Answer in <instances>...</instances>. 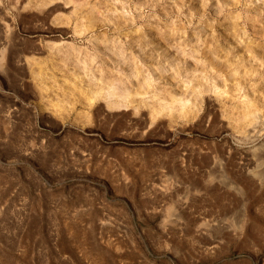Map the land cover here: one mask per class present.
Segmentation results:
<instances>
[{
	"label": "rangeland",
	"instance_id": "374dc122",
	"mask_svg": "<svg viewBox=\"0 0 264 264\" xmlns=\"http://www.w3.org/2000/svg\"><path fill=\"white\" fill-rule=\"evenodd\" d=\"M0 58V264H264V0H0Z\"/></svg>",
	"mask_w": 264,
	"mask_h": 264
},
{
	"label": "bare ground",
	"instance_id": "6f19581e",
	"mask_svg": "<svg viewBox=\"0 0 264 264\" xmlns=\"http://www.w3.org/2000/svg\"><path fill=\"white\" fill-rule=\"evenodd\" d=\"M95 6V5H94ZM92 7V6H91ZM92 11V10H91ZM141 36V35H140ZM3 56V55H2ZM1 56V57H2ZM1 59V58H0ZM3 59V58H2ZM1 59V60H2ZM227 63V62H226ZM244 63V62H243ZM250 63V62H249ZM229 63H227V64H225V65H228ZM245 64V63H244ZM224 65V66H225ZM241 65V64H240ZM247 65V64H246ZM230 66H232L231 64H230ZM139 67V66H138ZM249 67L250 66H248V68H246V69H249ZM81 68V67H80ZM244 68V67H243ZM39 70V69H38ZM253 70V69H252ZM255 70V69H254ZM34 71V70H33ZM37 71V70H36ZM43 72V71H42ZM86 72V71H85ZM136 72V71H135ZM248 72V71H247ZM36 73V72H35ZM242 73H244V72H242ZM253 73V72H252ZM37 74H38V72H37ZM117 74V73H116ZM116 74H114L115 76H116ZM131 74H133V73H131ZM251 74V73H250ZM90 75V74H89ZM92 75V74H91ZM94 75V74H93ZM118 75V74H117ZM38 76V75H37ZM40 76V75H39ZM235 76V75H234ZM114 77V76H113ZM112 76L110 77V79H109V77L108 78H106V79H102L103 81H102V84H99V85H97L96 83H94V85H96L95 87V89L94 90H92L93 92H94V94L96 95V94H103L106 98H114L113 100L111 99L110 101L111 102H113V104H115L116 103V101H118L117 100V98H121V100L122 101H126V100H132L131 99V97H133L131 94H133L134 95V93L132 92L131 93V89H129L128 87H126V85H118L117 83V78L116 77H114V78H116V79H114ZM150 77V76H149ZM40 78V77H39ZM43 78V77H42ZM90 78V77H89ZM92 79V78H91ZM144 79V78H143ZM142 79V80H143ZM40 80V79H39ZM89 80V79H88ZM114 80L116 81V82H114ZM148 80V79H147ZM42 81V80H41ZM93 81V80H92ZM149 81V80H148ZM89 82V81H88ZM143 82H144V80H143ZM151 82V81H150ZM237 82V81H236ZM145 83H147V82H145ZM205 84H206V82H204ZM119 84H121V82L119 81ZM124 84V83H123ZM149 84V82L146 84V85H148ZM152 84V83H151ZM240 84V83H239ZM145 85V86H146ZM202 85V84H201ZM93 86V85H92ZM144 86V85H143ZM144 86V87H145ZM203 86L205 87V85L203 84ZM202 86V87H203ZM44 87V86H43ZM150 87H152V86H150ZM150 87H148L149 89H150ZM157 87V86H156ZM190 87V86H189ZM41 88V87H40ZM89 89H90V87H88ZM94 88V87H93ZM92 88V89H93ZM147 88V87H146ZM153 88H154V86H153ZM152 88V89H153ZM160 88V87H159ZM195 88V87H194ZM238 88V87H237ZM42 89V88H41ZM143 89V88H142ZM150 90V91H153V93H151L152 95H150V97L151 98H143V97H141V98H143V99H141L140 100V102H145V101H150V105H151V107H150V110L152 111V113L153 114H158V113H161V112H169V114H170V116L172 115V116H175V115H179V113L180 112H182L183 111V109L186 107V106H188L187 105V101H186V99L183 97V96H177L176 94H174V93H172L171 91V93L170 92H167V93H170L171 94V97H170V99H168L167 97H166V95H167V93H166V95L164 96H162V94L160 95V93H159V91H160V89H158V88H156V90ZM158 89V90H157ZM167 89H169V88H167ZM187 89V88H186ZM202 89V88H201ZM42 90H44V89H42ZM163 90V89H162ZM188 90V89H187ZM236 90V89H235ZM138 91V90H137ZM147 91H148V89H147ZM188 91H190V90H188ZM193 91H194V89H193ZM199 91H200V89H199ZM201 92V91H200ZM164 93V92H163ZM236 94V93H235ZM89 95V94H88ZM162 96V97H161ZM87 97V96H86ZM89 97V96H88ZM137 97V96H136ZM135 99V98H134ZM86 100H87V98H86ZM138 101V100H137ZM246 102V101H245ZM256 102H258V101H256ZM255 102V103H256ZM117 103H119V101L117 102ZM244 103V102H243ZM255 103L253 102V101H251L250 99L246 102V104L244 105L245 107H246V111H245V114H243L244 113V110H245V108H244V110H243V112H242V110H241V114H243L244 115V117H245V119H247L246 121H247V123H248V121H249V124H251V122L252 123H255V120L257 119V117L259 116V114H257V113H259V111H258V109H256V106H255ZM62 104V103H61ZM60 104V105H61ZM119 104H121V103H119ZM123 104V103H122ZM191 108V107H190ZM189 108V109H190ZM189 109L187 110V111H189ZM191 110V109H190ZM255 110H257L258 112H256ZM184 111H185V109H184ZM240 112V111H239ZM238 112V113H239ZM183 113H185V115H186V111L185 112H183ZM183 113H181V114H183ZM190 113V112H189ZM231 113V112H230ZM240 114V116L241 117H243L242 115ZM184 115V114H183ZM236 115H238V114H236ZM236 117H238V116H236ZM241 117H239L240 118V123H241ZM233 118V117H232ZM238 119V118H237ZM232 120V119H231ZM230 120V121H231ZM235 120H236V118H235ZM234 120V121H235ZM233 121V120H232ZM245 121V120H244ZM246 123V122H245ZM239 124V123H238ZM237 124V121H236V125H238ZM243 124V121H242V123H241V125ZM248 124V125H249ZM235 125V126H236ZM240 125V124H239ZM246 125V124H245ZM247 126V125H246ZM243 127H244V124H243Z\"/></svg>",
	"mask_w": 264,
	"mask_h": 264
}]
</instances>
